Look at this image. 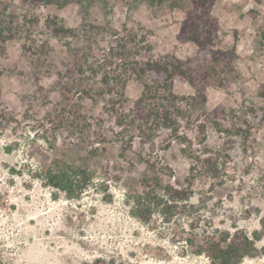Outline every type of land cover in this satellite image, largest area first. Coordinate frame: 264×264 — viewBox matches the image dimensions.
Segmentation results:
<instances>
[{
	"label": "rangeland",
	"instance_id": "1",
	"mask_svg": "<svg viewBox=\"0 0 264 264\" xmlns=\"http://www.w3.org/2000/svg\"><path fill=\"white\" fill-rule=\"evenodd\" d=\"M2 1L15 33L0 43V264H214L206 244L245 238L238 264H264V0L215 1L214 63L197 49L175 57L193 60L199 90L173 78L184 98L169 109L175 130L140 120L157 109L136 107L143 83L163 82L137 71L173 57L165 23L179 10ZM54 161L88 170L78 199L38 179ZM145 192L139 219L133 200Z\"/></svg>",
	"mask_w": 264,
	"mask_h": 264
},
{
	"label": "trees",
	"instance_id": "2",
	"mask_svg": "<svg viewBox=\"0 0 264 264\" xmlns=\"http://www.w3.org/2000/svg\"><path fill=\"white\" fill-rule=\"evenodd\" d=\"M23 3L30 5H44L55 6L62 8L66 5L76 3L81 4L91 0H21ZM216 0H145L148 6H158L165 4L167 9L172 12L179 10L183 13L184 17L180 23L179 31L176 35V40L179 43H192L198 52L205 53L211 57L214 63L217 59V52L212 50L214 42L219 34V25L217 19L211 14V8ZM12 3H6L0 0V43L11 39L14 35V29L9 26L14 19L13 14H8L7 10ZM8 19V22L5 20ZM6 23V24H5ZM12 24V23H11ZM62 28H55L53 30V37L62 33ZM148 49V47H146ZM235 48L231 47L224 53L227 55H234ZM193 60L181 61L175 57H162L157 60L147 58L146 62L141 65L143 68L139 69L138 75H150L158 77L163 84L154 85L143 83L142 95L136 102V107L140 106L144 101H155V110H149L146 113L144 108L140 112V120L142 122H149L151 117L157 121L162 120V126L170 129L167 126L169 122L170 113L169 109L173 108L175 103L182 101L172 92V80L178 76L187 81L190 85L194 86V79L192 77V70L189 68ZM140 65V64H139ZM136 76L137 73H134ZM205 74L201 79H205ZM195 92L199 94V90L194 86ZM204 90V89H203ZM202 102L205 101V96L200 93ZM177 111V110H176ZM144 120V121H143ZM175 130V128H171ZM213 167V165H212ZM210 168V170L212 169ZM38 179L41 183L52 187L53 189L67 194L70 199H78L79 196L88 188L90 182V174L87 169L78 168L73 165L60 164L57 161L52 162L49 166L40 168L38 170ZM165 196L171 200H185L187 194L185 190H177L167 188L164 192ZM148 192L137 195V199L133 200L132 215L144 219L142 216L144 205L143 202ZM156 195V194H155ZM142 202V203H141ZM141 211V212H140ZM148 211L149 210H144ZM149 214V213H148ZM223 241V240H221ZM250 242L245 238L241 243L230 242L222 247L220 244L212 243L206 244L201 253L205 254L214 264H238L240 260L247 255V248Z\"/></svg>",
	"mask_w": 264,
	"mask_h": 264
},
{
	"label": "crops",
	"instance_id": "3",
	"mask_svg": "<svg viewBox=\"0 0 264 264\" xmlns=\"http://www.w3.org/2000/svg\"><path fill=\"white\" fill-rule=\"evenodd\" d=\"M181 13V16L179 18H175L174 21L170 22V25H168L167 23H165V26H167V28L171 29L173 32L172 36H173V40L176 43V47H175V51L171 52V56L173 57H179V55H183V54H192L196 51V47L192 44V43H179L176 40V35L179 31V27H180V23L183 20V13L181 11H179ZM173 13V12H172ZM161 31V30H160ZM186 54V55H187ZM178 79V80H177ZM177 81H180L181 84L184 85V87H188V88H192L185 80H183L182 78H176L173 80V83H175ZM191 93V92H190Z\"/></svg>",
	"mask_w": 264,
	"mask_h": 264
}]
</instances>
